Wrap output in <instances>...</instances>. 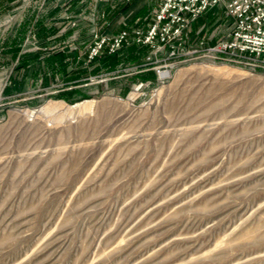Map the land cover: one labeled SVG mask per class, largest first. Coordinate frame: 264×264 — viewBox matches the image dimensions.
<instances>
[{"label":"rangeland","instance_id":"1","mask_svg":"<svg viewBox=\"0 0 264 264\" xmlns=\"http://www.w3.org/2000/svg\"><path fill=\"white\" fill-rule=\"evenodd\" d=\"M163 1L0 17V264H264V65L208 50L230 30L219 8L145 41ZM103 50L114 67L89 63Z\"/></svg>","mask_w":264,"mask_h":264},{"label":"built area","instance_id":"2","mask_svg":"<svg viewBox=\"0 0 264 264\" xmlns=\"http://www.w3.org/2000/svg\"><path fill=\"white\" fill-rule=\"evenodd\" d=\"M213 8L221 9L231 26L226 39L208 50L232 59L251 58L264 65V0H164L145 41L180 40V31L186 24ZM125 36L122 32L114 40L117 47ZM92 52L95 54L96 49Z\"/></svg>","mask_w":264,"mask_h":264},{"label":"trees","instance_id":"3","mask_svg":"<svg viewBox=\"0 0 264 264\" xmlns=\"http://www.w3.org/2000/svg\"><path fill=\"white\" fill-rule=\"evenodd\" d=\"M40 25V24H39ZM46 30V31H45ZM43 32V34L45 35V37H48V36H51V35H54V29H50V28H46ZM14 49H16V46H14ZM102 54H104V56L102 57H96L94 58L93 60H90L89 63H93V62H97V66L98 68H107L108 66L111 68V67H114L116 65V63L118 62L117 61V52H114L112 54H107L105 50H103L101 52ZM67 53H53L50 57H47L45 58L44 60L45 61H51L52 62V66H55L58 62H60V65L61 63L65 60L66 58V55ZM141 54L138 53V50H133L132 48L130 49V58H129V62L130 63H134V62H138L140 59L138 56H140ZM142 56V55H141ZM74 58L75 56L73 55V61H74ZM34 60H38L37 58L35 59H32V61ZM30 63L31 61L28 60L26 58V56H22L20 55L19 56V59H18V62H17V66H16V70H19V71H23L25 69H27L29 66H30ZM56 70H60V69H56ZM61 71H64V67L61 66ZM65 74H68L69 76H71L69 74V72H65ZM79 75V73H75V75ZM74 74L71 76L74 77L75 76ZM148 76L149 78L153 79L154 78V75H153V72L152 71H148L147 73L143 74L142 76ZM147 78V77H146ZM13 81L15 82V79H13ZM17 83V89L20 88V80L17 82H15V84ZM16 87V86H15ZM78 90L77 89H70V90H67L65 92H62V93H59L57 95L58 98H61L63 100H65L66 102H69V103H73L75 101H79V100H82V99H86L87 97L86 96H83L81 95L79 97V99L77 100H73L72 96L73 94L77 93Z\"/></svg>","mask_w":264,"mask_h":264},{"label":"crops","instance_id":"4","mask_svg":"<svg viewBox=\"0 0 264 264\" xmlns=\"http://www.w3.org/2000/svg\"><path fill=\"white\" fill-rule=\"evenodd\" d=\"M18 0H0V17L7 16L14 10V3Z\"/></svg>","mask_w":264,"mask_h":264},{"label":"bare ground","instance_id":"5","mask_svg":"<svg viewBox=\"0 0 264 264\" xmlns=\"http://www.w3.org/2000/svg\"><path fill=\"white\" fill-rule=\"evenodd\" d=\"M76 105H79V106H82V107H86L88 105H91V102L84 101V102H81V103H77Z\"/></svg>","mask_w":264,"mask_h":264}]
</instances>
